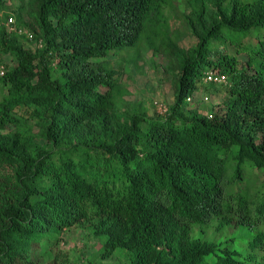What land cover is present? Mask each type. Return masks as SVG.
Segmentation results:
<instances>
[{"label": "trees", "instance_id": "16d2710c", "mask_svg": "<svg viewBox=\"0 0 264 264\" xmlns=\"http://www.w3.org/2000/svg\"><path fill=\"white\" fill-rule=\"evenodd\" d=\"M173 1L197 40L172 47L175 101L119 111L109 57L170 50ZM30 16L13 26L36 51L0 16V264H65L53 249L82 227L101 242L87 264H264V0H37ZM217 69L226 85L205 81ZM213 86L225 112L202 115Z\"/></svg>", "mask_w": 264, "mask_h": 264}, {"label": "rangeland", "instance_id": "374dc122", "mask_svg": "<svg viewBox=\"0 0 264 264\" xmlns=\"http://www.w3.org/2000/svg\"><path fill=\"white\" fill-rule=\"evenodd\" d=\"M37 0H4V4H0V16L2 11L9 13L16 21V13L18 9H22L24 18L27 22L31 20V14L35 12ZM189 11L180 6L179 3L173 1L170 3L166 14L170 16V36L167 40L171 47L164 52L145 51L133 57L123 58L122 55L111 54L109 59L112 61L113 67L119 71V89L116 91L117 106L119 111L131 112H148L150 115L160 114L157 104H166L170 106L175 101L176 80L179 73L177 63V55L172 47L181 46L185 50L191 49L196 45L197 40L189 30L186 15ZM29 32L28 30H24ZM30 34H32L30 32ZM25 35V34H24ZM264 35V32H262ZM32 42L26 43V48L36 51L40 43L35 39H30ZM255 39L248 38L245 43L254 42ZM166 45V44H165ZM166 47V46H164ZM165 49V48H164ZM169 50V51H168ZM168 51V52H167ZM230 54H235L236 49L229 46ZM239 60L244 62L247 60L245 54L238 55ZM6 62H12L11 58L5 57ZM223 72L221 69L215 70ZM214 72V71H211ZM230 79V78H229ZM229 86H213V88H201L194 96L195 101L203 100L205 96L210 97V102L198 105V111L202 115L223 114L225 112L224 102L230 96ZM6 95L4 87L0 85V101ZM188 102H195V101ZM25 108H20L14 111L18 118H27ZM29 117V116H28ZM29 119V118H28ZM30 121V120H29ZM36 124V120L30 121ZM15 127L7 128V131H12ZM85 127L83 131H87ZM12 167L0 169L4 174L12 173ZM101 249V242L94 237L86 228H74L66 231L62 235V241L59 247L54 248L55 254H58L65 264H87L88 259L96 260V255ZM62 262V261H61ZM104 264H120L118 258H112L105 261Z\"/></svg>", "mask_w": 264, "mask_h": 264}, {"label": "built area", "instance_id": "2783aa9c", "mask_svg": "<svg viewBox=\"0 0 264 264\" xmlns=\"http://www.w3.org/2000/svg\"><path fill=\"white\" fill-rule=\"evenodd\" d=\"M15 24V20L14 17H11L9 19V22L7 24V26L9 27V29L11 31L14 32H18L19 34H25L27 35L30 39H33V35L30 34L29 32H26L22 29H18L15 26H13ZM5 75V69L4 67H0V77H3ZM205 81L208 83H213V84H217V85H226L228 82V77L225 74L222 73H218V72H208L206 77H205ZM190 100V99H189ZM203 101L205 103L210 102V97L205 96L203 98ZM158 105V112L160 114H165L168 110V107L166 106V104H157Z\"/></svg>", "mask_w": 264, "mask_h": 264}]
</instances>
